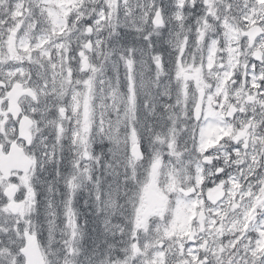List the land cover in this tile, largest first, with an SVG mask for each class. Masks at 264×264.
Returning <instances> with one entry per match:
<instances>
[{"label":"snow or ice","instance_id":"1","mask_svg":"<svg viewBox=\"0 0 264 264\" xmlns=\"http://www.w3.org/2000/svg\"><path fill=\"white\" fill-rule=\"evenodd\" d=\"M0 264H264V0H0Z\"/></svg>","mask_w":264,"mask_h":264}]
</instances>
